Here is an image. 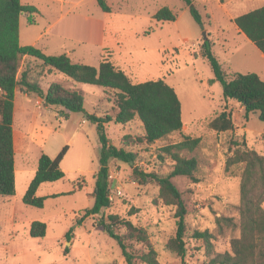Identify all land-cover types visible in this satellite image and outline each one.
Instances as JSON below:
<instances>
[{"label":"rangeland","instance_id":"obj_1","mask_svg":"<svg viewBox=\"0 0 264 264\" xmlns=\"http://www.w3.org/2000/svg\"><path fill=\"white\" fill-rule=\"evenodd\" d=\"M193 2L202 15L203 25L195 21L184 0H118L110 2L113 6L110 13L93 0V5L85 8L105 14L107 45L117 40L135 49L144 45L150 48L146 54H135V68L141 73L139 79L144 82L164 78L173 86L180 97L186 124L182 131L148 144L137 141L143 133L138 119L127 124L106 123L111 143L136 151L138 157L132 163L115 158L110 160L109 193L112 199L102 213L84 215L85 209L95 201L101 152L97 125L86 113L114 114V92L91 84H83L81 88L62 73L51 71L42 79L44 90L52 80L81 89L86 112L45 105L43 100L31 96L24 98L19 94L16 97V193L0 197V264H128L118 241L101 225L102 220L109 222L110 214L144 228L148 242L157 252L158 264H212L210 260L214 254L207 253L202 239L192 236L195 229L209 230L213 234V252L231 251V240L241 234L239 204L243 165L227 171L226 159L236 149L244 148L255 149L264 155V120L259 118L258 112L245 118L242 104L234 99L225 100L219 81L210 83L215 75L208 59L202 56V44L205 37L211 40L212 49L227 74L255 72L264 79V55L234 22L237 15L264 5V0ZM164 6L177 13L175 21L157 22L153 18ZM28 28L33 27L27 16L22 15V44L27 42ZM143 30L145 36L139 34ZM157 47L163 49L162 64L150 67V70L143 67L146 56L156 60L154 49ZM108 52L102 49V60ZM96 53L97 49H94L89 57L74 58V61L97 66L100 62L95 58ZM28 63L37 65L33 58L23 57L22 65ZM225 109L231 114L235 128L225 132L210 129L208 121ZM125 135H129L128 140L124 139ZM187 136L201 137V141L194 150L182 151L186 157L198 160L195 179L185 175L174 177L183 198L195 207L186 216L187 253L182 258L166 246L176 233V208L164 204L159 198V184L151 178L144 179L142 174L168 172L173 160L163 154L162 147ZM65 145H69L61 163L65 177L39 188L37 194L47 197L43 207L25 204L22 198L35 175L40 155L46 153L55 157ZM77 183L83 188L68 193ZM220 216L232 217L236 225L226 221L219 225L217 218ZM34 220L46 222L44 237L30 235V224ZM114 228L117 234L126 232L123 224ZM69 230L68 237L66 232ZM130 243L136 253L143 251L141 243L134 240Z\"/></svg>","mask_w":264,"mask_h":264},{"label":"trees","instance_id":"obj_2","mask_svg":"<svg viewBox=\"0 0 264 264\" xmlns=\"http://www.w3.org/2000/svg\"><path fill=\"white\" fill-rule=\"evenodd\" d=\"M105 10L111 8L106 0H97ZM190 13L197 23L203 25L202 15L193 0H184ZM224 3L227 0H219ZM38 9L33 5H25L21 0H0V197H10L16 193L14 121L15 98L18 90L35 93L43 99L45 105L59 106L72 112H86L85 97L81 89L66 87L58 81L49 84L47 90L42 87L43 77L51 71L65 75L73 82L99 85L114 92V114L97 115L86 113L89 120L96 123L101 144L100 168L96 174L94 189V204L85 209L86 216L100 214L110 206V172L109 162L112 158L132 163L138 153L132 149L118 147L111 143L106 132V123L127 124L138 119L142 124L143 133L137 137L138 142L153 144L156 141L182 131V103L176 89L164 78L133 82L129 75L117 67L108 58H104L98 66L75 62L67 53L47 54L34 45H22L20 42V18L27 15L30 24L36 23L35 14ZM157 22L175 21L177 13L170 7L164 6L153 15ZM238 29L252 41L264 54V5L238 15L234 19ZM202 56L208 59L214 71L210 83L219 81L223 87L225 100L234 99L244 108L245 118L250 113L258 112L264 120V79L255 72H234L229 75L223 69L222 63L212 49L211 40L204 38ZM23 57L36 60L37 65H22ZM210 129L225 132L235 128L231 114L221 111L208 121ZM125 140L129 135L124 136ZM201 137H185L182 141L162 147L164 155L173 160L171 169L166 173L151 172L142 174L144 179L151 178L160 186L159 198L164 204L175 206L174 216L177 229L175 236L167 243V248L179 257L187 253L186 235L188 232L186 216L195 207L186 201L174 181V177L185 175L195 179L198 167L196 157H186L182 151L194 150ZM69 150L65 145L61 151L51 157L42 153L38 167L24 196L23 202L35 207H43L46 196L37 194L44 183L58 181L66 173L61 163ZM243 165L240 183L241 234L231 240V251L213 252V234L209 230L193 231L192 236L202 239L207 253L211 256L212 264H264V155L252 148L236 149L226 159V170L231 171L235 166ZM76 185L73 193L82 189ZM109 222L102 220L106 233L115 238L128 264L145 263L158 264L156 250L148 242L144 228L137 227L128 219H120L118 215H108ZM223 221L236 225L232 217L220 216L219 225ZM123 224L126 232L123 235L115 232V226ZM29 233L32 237H44L47 233L46 222L34 220L30 224ZM71 230L66 232L69 237ZM131 240L141 243L143 251H133Z\"/></svg>","mask_w":264,"mask_h":264},{"label":"crops","instance_id":"obj_3","mask_svg":"<svg viewBox=\"0 0 264 264\" xmlns=\"http://www.w3.org/2000/svg\"><path fill=\"white\" fill-rule=\"evenodd\" d=\"M115 1L118 0H106L111 8V10L106 13H110L113 10L111 3ZM21 2L25 5H33L38 9V13L35 14L36 23L30 24L28 22L33 28L27 29V42L26 44L21 43L22 45H34L47 54L67 53L73 61L74 58L83 59V57H89L94 49H97L95 58L101 62V51L102 49H107L109 52L107 53L106 58L128 73L135 82H142V80L139 79V75L141 74L140 70L135 68V62L137 61L135 60V54H146L149 52L150 48L144 45L142 48L135 49L127 46V44H124L122 41L117 40H113L112 43L110 42V44L107 45V24L105 14H102L101 12L87 11L85 9L86 6L89 7V5H93V0H21ZM114 31L117 30L114 29ZM144 32L145 30L140 31L139 34L146 35ZM21 40L22 33L20 18V42ZM154 50L156 52V60L152 59L150 56H146L145 61L143 62V67H147L149 70L150 67H156V65L159 66L162 64L163 49L157 47ZM51 82H53V80ZM74 83L83 88V84L77 82ZM49 84L47 85V88ZM19 94L24 98H29L31 96L35 100H43L35 93L18 90L16 97ZM185 126L186 124H184V127ZM14 146L16 154L15 132ZM35 172L36 169L34 170V173Z\"/></svg>","mask_w":264,"mask_h":264},{"label":"built area","instance_id":"obj_4","mask_svg":"<svg viewBox=\"0 0 264 264\" xmlns=\"http://www.w3.org/2000/svg\"><path fill=\"white\" fill-rule=\"evenodd\" d=\"M2 92V89L0 88V93ZM109 199L111 200L112 199V196H111V194L109 193Z\"/></svg>","mask_w":264,"mask_h":264},{"label":"water","instance_id":"obj_5","mask_svg":"<svg viewBox=\"0 0 264 264\" xmlns=\"http://www.w3.org/2000/svg\"><path fill=\"white\" fill-rule=\"evenodd\" d=\"M113 186H115V182H114Z\"/></svg>","mask_w":264,"mask_h":264}]
</instances>
